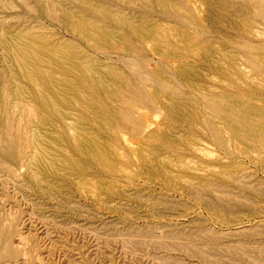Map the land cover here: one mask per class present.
<instances>
[{"label": "rangeland", "instance_id": "374dc122", "mask_svg": "<svg viewBox=\"0 0 264 264\" xmlns=\"http://www.w3.org/2000/svg\"><path fill=\"white\" fill-rule=\"evenodd\" d=\"M0 133V264H264V0H0Z\"/></svg>", "mask_w": 264, "mask_h": 264}, {"label": "bare ground", "instance_id": "6f19581e", "mask_svg": "<svg viewBox=\"0 0 264 264\" xmlns=\"http://www.w3.org/2000/svg\"><path fill=\"white\" fill-rule=\"evenodd\" d=\"M90 42H91V41H90ZM41 62H42V61H41ZM42 63H43V62H42ZM43 64H44V63H43ZM65 71H66V70H65ZM65 71H64V72H65ZM71 71H72V70H71ZM71 71H70V72H71ZM73 73H74V72H73ZM31 78H32V77H31ZM31 78H29V79L31 80ZM35 78H36V77H35ZM31 81H32V80H31ZM33 82H34V81H33ZM9 95H10V93H9ZM9 95H8V96H9ZM6 98H7V97H6ZM11 98H12V97H11ZM213 98H214V97H213ZM9 99H10V97H9ZM12 99H13V98H12ZM217 99H218V98H217ZM4 100H6V99H4ZM10 100H11V99H10ZM6 101H7V100H6ZM11 102H13V101H11ZM11 102H10V103H11ZM17 102H18V101H17ZM225 103H226V102H225ZM228 104H229V103H228ZM18 105H19V104H18ZM26 105H27V104H26ZM222 105H223V104H222ZM4 106H5V105H4ZM8 107H9V105H8ZM224 107H225V106H224ZM242 107H243V106H242ZM5 108H6V107H5ZM240 109H241V108H240ZM7 110H8V108H7ZM16 110H17V109H16ZM210 110H212V108H211ZM214 110H215V109L213 108V111H214ZM9 111H10V110H9ZM17 111H18V110H17ZM213 111H212V112H213ZM219 111H220V110H219ZM222 111H223V109H222ZM26 112H27V111H26ZM215 112L217 113L218 111H215ZM215 112H214V113H215ZM233 112H234V111H233ZM11 113H12V112H11ZM30 113H31V112H30ZM210 113H211V112H210ZM220 113H223V112L220 111ZM8 114H9V113H8ZM212 114H213V113H212ZM33 115H34V114H33ZM226 115H227V114H226ZM13 116H14V115H13ZM19 116H20V115H19ZM19 116H18V117H19ZM21 116H22V114H21ZM219 116H220V115H219ZM6 117H8V116H6ZM10 117H11V116H10ZM18 117H17V119H18ZM23 117H25V116H23ZM225 117H226V116H225ZM232 117H235V116H232ZM251 117H252V116H251ZM230 118H231V117H230V115H229V118H228V119H230ZM235 118H236V117H235ZM235 118H234V119H235ZM237 118H238V117H237ZM27 119H29V118H27ZM247 119H248V118H247ZM247 119L245 118L246 121H247ZM12 120H13V119H12ZM19 120H21V118H20ZM235 120H237V119H235ZM235 120H234V121H235ZM242 120H243V119H242ZM245 120H244V121H245ZM24 121H25V120H24ZM24 121H23V122H24ZM222 121H223V120H222ZM222 121H221V122H222ZM230 121H231V120H230ZM238 121H239V120H238ZM251 121H252V120H251ZM10 122H11V121H10ZM23 122H22V123H23ZM223 122H224V121H223ZM241 122H242V121H241ZM253 122H254V121H253ZM255 122H257V121H255ZM2 123H3V122H2ZM27 123H28V122H26V124H27ZM30 123H31V122H30ZM239 123H240V122H239ZM242 123H243V122H242ZM257 123H258V122H257ZM8 124H9V123H8ZM8 124H7V125H8ZM10 124H11V123H10ZM17 124H18V122H17ZM240 124H241V123H240ZM251 124H252V123H251ZM251 124H249V125L251 126ZM11 125H12V124H11ZM13 125H14V124H13ZM20 125H22V124H20ZM20 125H18V126H20ZM28 125H29V124H28ZM31 125H32V124H31ZM33 125H34V123H33ZM228 125H229V124H228ZM242 125H243V124H242ZM244 125H245V123H244ZM252 125H253V124H252ZM22 126H23V125H22ZM53 126H54V125H53ZM225 126H226V125H225ZM225 126L223 125V127H225ZM235 126H236V124H235ZM246 126H247V125H246ZM253 126H254V125H253ZM8 127H9V126H8ZM23 127L25 128L26 126H23ZM238 127H239V126H238ZM19 128H20V127H19ZM21 128H22V127H21ZM26 128H31V127H26ZM26 128H25V130H26ZM49 128H50V127H49ZM249 128H250V127H249ZM256 128H257V127H256ZM227 129L229 130V128H227ZM240 129H242L241 126H240ZM243 129H245V128H243ZM247 129H248V128H247ZM25 130H24V131H25ZM27 130H28V129H27ZM30 130L32 131V129H29V131H30ZM213 130H215V129H213ZM213 130H212V131H213ZM230 130H231V129H230ZM232 130H233V129H232ZM248 130H249V129H248ZM18 131H19V130H18ZM18 131H17V132H18ZM33 131H34V129H33ZM257 131H258V130H257ZM1 132H2V131H1ZM6 132H7V131H6ZM27 132H28V131H26V134H27ZM233 132H236V131H233ZM233 132H232V133H233ZM18 133H19V132H18ZM23 133H25V132H23ZM47 133H48V132H47ZM238 133H239V132H238ZM248 133H249V132H248ZM260 133H261V131H260ZM2 134H3V133H2ZM28 134H30V133H28ZM28 134H27V136H29ZM229 134H230V133H229ZM243 134H244V133H243ZM245 134H246V133H245ZM0 135H1V133H0ZM21 135H22V134H21ZM24 135H25V134H24ZM19 136H20V135H19ZM25 136H26V135H25ZM198 136H199V135H198ZM213 136H215V135H213ZM218 136H219V135H218ZM233 136H234V135H233ZM3 137H4V136H3ZM40 137H41V136H40ZM40 137H39V138H40ZM231 137H232V135H231ZM241 137H242V136H241ZM244 137H245V136H244ZM250 137H251V136H250ZM260 137H262V136L260 135ZM263 137H264V136H263ZM27 138H28V137H27ZM27 138H26V139H27ZM44 138H45V137H44ZM251 138H252V137H251ZM41 139H42V138H41ZM215 139H216V138H215ZM233 139L235 140V137H234ZM244 139H245V138H244ZM200 140H201V139H200ZM204 140H205V139H204ZM24 141H25V140H24ZM217 141H218V140H216V142H217ZM221 141H223V140L221 139ZM224 141H225V140H224ZM252 141H253V140H252ZM252 141H251V142H252ZM262 141H263V140H262ZM44 142H45V141H44ZM248 142H249V141H248ZM251 142H249V143H251ZM260 142H261V141H260ZM260 142H259L258 144H260ZM23 143H24V142H23ZM25 143H26V141H25ZM29 143H30V141H29ZM201 143H202V142H201ZM249 143H248V144H249ZM253 143H255V140L253 141ZM261 143H262V142H261ZM26 144L28 145V140H27V143H26ZM30 144H31V143H30ZM38 144H39V142H38ZM203 144H204V143H203ZM212 144H213V143H212ZM216 144H217V143H216ZM23 145H24V144H23ZM39 145H40V144H39ZM249 145H250V144H249ZM260 145H261V144H260ZM262 145H263V144H262ZM28 146H29V147H28ZM28 146H27L26 148H30L31 145H28ZM43 146H44V145H43ZM198 146H199V144H198ZM222 146H223V145H222ZM45 147H46V146H45ZM194 147H197V146H194ZM200 147H201V146H200ZM202 147H203V146H202ZM204 147H205V146H204ZM197 148H198V147H197ZM24 149H25V148H24ZM30 149H32V148H30ZM34 149H35V148H34ZM34 149H33V150H34ZM42 149H43V148H42ZM189 149H191V148L189 147ZM195 149H196V148H195ZM201 149H202V148H201ZM201 149H200V150H201ZM209 149H210V148H209ZM257 149H260V148L258 147ZM35 150H36V149H35ZM196 150H197V149H196ZM201 151H202V150H201ZM203 151H204V150H203ZM207 151H208V149H207ZM20 152H21V151H20ZM34 152H35V151H34ZM209 152H210V151H209ZM250 152H252V151H250ZM23 153H24V152H23ZM204 153H205V151H204ZM36 154H37V153H36ZM39 154H40V153H39ZM252 154H253V153H252ZM47 156H48V155H47ZM35 158H36V157H35ZM46 160H47V159H46ZM38 161H39V160H38ZM223 225H224V223H223ZM206 227H207V226H206ZM212 227H213V226H212ZM217 227H218V226H217ZM225 227H226V226H225ZM228 228H229V227H228ZM223 229H224V228H223ZM210 231H211V230H210ZM206 232H208V231H206ZM214 232H215V231H214ZM233 232H234V231H233ZM235 232H236V231H235ZM203 233H204V234H207V233H205V232H203ZM220 233H221V232H220ZM226 233H227V232H225V234H226ZM1 234H3V233H1ZM209 234H210V233H209ZM218 234H219V233H218ZM225 234H224V235H225ZM229 234H230V233H229ZM232 234H233V233H232ZM200 235H201V234H200ZM221 235H223V233H222ZM211 236H214V235H211ZM216 236H218V235H216ZM198 237H199V236H198ZM206 237H207V236H206ZM226 237H228V236L226 235ZM229 237H230V236H229ZM231 237H232V236H231ZM231 237H230V238H231ZM235 237H237V236H235ZM199 238H200V237H199ZM206 239H207V238H206ZM218 239H219V238H218ZM202 240L204 241V239H202ZM213 240H214V239H213ZM213 240H212V241H213ZM197 241H198V240H197ZM208 241H209V240H208ZM208 241H207V242H208ZM212 241H211V242H212ZM215 242H216V243H220V242H218V241H215ZM215 242H214V243H215ZM205 243H206V242H205ZM210 244H211V243H210Z\"/></svg>", "mask_w": 264, "mask_h": 264}]
</instances>
